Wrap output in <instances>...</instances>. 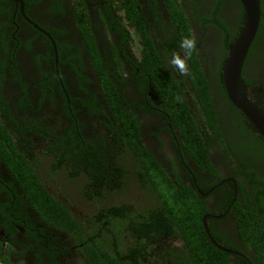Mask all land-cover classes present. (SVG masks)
<instances>
[{
    "label": "flooded vegetation",
    "instance_id": "af4514ba",
    "mask_svg": "<svg viewBox=\"0 0 264 264\" xmlns=\"http://www.w3.org/2000/svg\"><path fill=\"white\" fill-rule=\"evenodd\" d=\"M176 1H179L180 11L187 18L189 33L196 35L198 52L195 55L202 71L206 69L204 74L209 79L208 82L212 84L209 91H212L215 98L222 97V91H225L222 83L225 63L223 68H218V54L213 45L220 48L221 45L215 41L220 35L229 33L231 36L236 34L237 37L244 22L242 5L239 0H223L221 11L215 15L225 22V33L223 28L213 22L215 15L210 10L218 0ZM135 2L143 21L145 20V27L151 37L159 42L161 55L171 58L174 51L183 54L179 48L181 38H177L179 31L171 18L167 0ZM80 4L84 5L89 17L90 30L94 36L93 45L100 54L98 60L91 55L92 44L84 39L78 24L79 15L75 8L78 9ZM260 5L263 11L264 0ZM202 24L209 29L208 33L203 31ZM120 25L122 23L117 12L107 0H0V144L4 147V154L13 158L15 152H18L25 158H30V155L48 154L50 146L60 151L75 132L73 128L77 129L79 126L83 136L108 134L107 125L109 118L112 119V113L103 93L107 89L102 87L103 83L99 78L102 68L104 75L113 79L120 105L130 108L127 103L125 105L122 102L121 99L125 98L132 104L130 109L139 114L143 143L152 149L157 161L165 164L166 156L173 158L184 183L190 182L187 171L193 177L195 173L197 181L193 184L205 209L203 216L207 214L206 226L214 224L213 233L220 235L219 242L217 240L214 245L227 255L226 262L264 264V251L255 250L240 237L241 231H247V240L257 239L264 244V212L257 205V202L264 203V140L242 114L232 123L235 125L228 126L234 130L228 133L229 136L221 138L216 149L212 150L211 159L217 171L210 173L207 169L195 166L192 159L181 153L185 148L176 137L177 129L166 119L168 115L159 109L152 85L146 86L144 83L146 74L139 63L142 36L138 34L135 41L132 39L128 42L124 39L125 33ZM133 43L137 47L135 52L131 51ZM57 45L67 49L58 53ZM255 50V47L252 52L249 49L241 77L244 93L250 95V99L264 110V89L256 81V78H264V71L258 70L260 66L264 68V62L255 60L262 53L260 50L255 58L252 57ZM168 51L171 52L170 55L166 54ZM188 64L190 72L189 61ZM169 68L176 73V77L181 76L171 65ZM119 72L124 76L120 78L117 75ZM113 74L118 77L117 81L112 77ZM245 79L256 82H252L253 86L245 85ZM188 80L182 82L180 91H189L186 97L193 112L199 107L190 96L194 89ZM134 101L137 103H133ZM228 101L234 107L229 99ZM2 104L7 108L2 107ZM143 104L148 107L142 109L140 105ZM217 105L222 114L237 116L236 107L228 109L221 101L215 104ZM6 109L8 115L5 114ZM201 114L200 111L199 115ZM2 127L9 131L8 136L3 135ZM171 129H174L171 131L173 137ZM61 136L66 138L65 142H61ZM220 144H223V149ZM32 163L34 166L39 165L38 160ZM67 165L63 164L60 172ZM12 176L7 156L4 157L0 152L2 250L9 249V245L19 249L14 239L27 240L23 224L9 221V230L15 227L14 231L9 232L3 223L8 218L3 214L1 206L5 211L18 201L11 202L16 199L15 195L8 194L12 190L6 183L13 179ZM68 184L75 185L71 179ZM9 195H12L10 200ZM256 195L259 197L256 198ZM247 197L250 198L247 200ZM249 204L252 208L257 207L256 219L248 214ZM24 209L37 226L48 227L41 220L43 217L29 203H24ZM155 251L151 250V253ZM61 257V254L57 256L60 262ZM81 258L79 254L77 259Z\"/></svg>",
    "mask_w": 264,
    "mask_h": 264
},
{
    "label": "trees",
    "instance_id": "16d2710c",
    "mask_svg": "<svg viewBox=\"0 0 264 264\" xmlns=\"http://www.w3.org/2000/svg\"><path fill=\"white\" fill-rule=\"evenodd\" d=\"M107 1L113 5L122 23L120 27L125 33L124 39L130 42L138 34L142 36L139 63L146 74L143 80L146 86L152 85L159 109L168 115L166 119L177 129L176 137L185 148L181 153L192 159L199 169L215 173L217 169L211 159L212 150L216 149L221 138L229 136L228 133L234 130L228 126L235 125L232 123L242 113L237 110L236 117L222 114L218 105L215 106L221 101L228 109L234 108L225 91H222L224 100L222 97L215 98L212 91H209L212 84L208 82L204 74L206 69L202 71L195 53L189 60V76L176 77V73L171 72L170 57L161 55L159 42L151 37L145 27V20L135 0ZM177 2L167 0L171 18L179 31V39L190 33L187 18L183 16L181 5ZM222 3L223 0H218L212 5L210 10L213 15L221 11ZM75 9L79 15L78 24L82 35L92 44L90 53L98 60L100 54L93 45L94 36L85 7L81 5ZM213 22L227 33L225 22L218 15L213 17ZM263 30L264 9L250 52L259 39H264ZM203 31L208 33L209 29L204 26ZM235 37L236 34L231 36L228 33L215 40L221 45L219 49L213 45L218 54V68H223L228 45ZM57 47L58 53L67 49L61 45ZM166 54L170 55L171 52ZM255 60L264 62V49ZM101 70L99 78L102 87L107 89L103 93L112 113V119L109 118L107 125L108 134L83 136L79 126L73 128L75 132L66 140L68 143L61 136L60 139L64 140L61 142H65L63 150L50 146L48 154L30 155V158L18 152L11 158L4 154V147L0 144V152L4 157L7 156V165L13 175V179L6 183L12 190L8 194L15 195L16 199L11 202L18 200L5 211L1 206L3 214L8 218L3 223L9 232L15 229L9 230V221L23 224L27 239H14L19 249L6 243L9 245L6 250L1 249L0 241V264H228L227 255L214 245L220 240V235L212 231L215 229L214 224L207 228L203 226L205 209L195 192V173L193 177L183 167L190 179V182L184 183L173 158L166 156L165 164L157 161L152 149L143 143L139 114L130 109L132 104L125 98L121 100L130 108L120 105L113 79ZM258 70L263 72L264 68L260 66ZM117 75L120 78L124 76L121 72ZM112 77L118 80L114 74ZM187 80L194 89L190 96L199 107L193 112L188 104L189 91H180L182 82ZM262 80L256 78L261 89H264ZM256 81L247 79L245 85H252ZM177 96L181 97L180 101L176 100ZM2 107L7 108L4 104ZM140 107L143 109L148 106L143 104ZM5 114H9L8 109ZM1 129L3 135L8 136L9 131L3 127ZM220 145L223 149V144ZM36 160L39 165L34 166L32 162ZM66 163L68 167L60 172ZM70 179L75 185L68 184ZM133 181L139 188L138 192L126 191L125 188ZM49 187L51 191H48ZM255 192L258 194V190L255 189ZM10 199L12 195H9ZM26 202L43 217L41 220L48 227L37 226L31 221L24 209ZM257 205L264 212V203L257 202ZM247 209L252 219H256L257 207L250 206ZM241 215L244 216L243 213ZM246 232L241 231L240 237L255 250L264 251V244L257 239L247 240ZM151 250L156 251L152 254ZM60 254L61 262L57 259ZM79 254L81 259H77Z\"/></svg>",
    "mask_w": 264,
    "mask_h": 264
},
{
    "label": "water",
    "instance_id": "95a60500",
    "mask_svg": "<svg viewBox=\"0 0 264 264\" xmlns=\"http://www.w3.org/2000/svg\"><path fill=\"white\" fill-rule=\"evenodd\" d=\"M19 1L20 0H14ZM244 11L243 26L229 45L222 83L230 102L242 112L247 121L254 127L264 140V110L250 99L243 90L241 71L251 44L257 34L261 19V5L259 0H239ZM207 214L202 218L206 228Z\"/></svg>",
    "mask_w": 264,
    "mask_h": 264
},
{
    "label": "clouds",
    "instance_id": "9594fccd",
    "mask_svg": "<svg viewBox=\"0 0 264 264\" xmlns=\"http://www.w3.org/2000/svg\"><path fill=\"white\" fill-rule=\"evenodd\" d=\"M179 48L182 50L183 54H181V52L179 51H174L171 54L169 64L181 76H189L190 72L188 61L192 58L193 53L198 52V42L196 35L192 33L189 35L182 36L179 42ZM176 100L180 101L181 97L177 96Z\"/></svg>",
    "mask_w": 264,
    "mask_h": 264
},
{
    "label": "rangeland",
    "instance_id": "374dc122",
    "mask_svg": "<svg viewBox=\"0 0 264 264\" xmlns=\"http://www.w3.org/2000/svg\"><path fill=\"white\" fill-rule=\"evenodd\" d=\"M133 40L135 41L136 39L133 38ZM134 43L131 44V46H132L131 51L132 52H135L137 50L136 44L134 45ZM255 48H256V50H255V52L252 55V57H254V58L259 53V50H260V52L263 51V49H264V39H259L257 45H255ZM254 58H253V60H254ZM125 190L126 191H130V192H138L139 188L137 187V184L133 181L130 186L125 188ZM136 196L139 197L138 194Z\"/></svg>",
    "mask_w": 264,
    "mask_h": 264
}]
</instances>
